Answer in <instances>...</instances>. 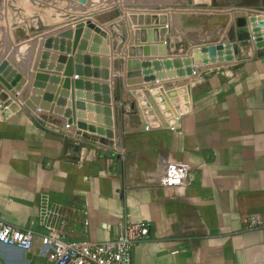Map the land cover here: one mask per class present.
Listing matches in <instances>:
<instances>
[{"label": "crops", "instance_id": "crops-1", "mask_svg": "<svg viewBox=\"0 0 264 264\" xmlns=\"http://www.w3.org/2000/svg\"><path fill=\"white\" fill-rule=\"evenodd\" d=\"M199 2L228 1L0 0V60L7 58L25 80L17 93L0 82V217L36 231L29 249L0 242V264H52L36 221L42 194L63 205L72 238L102 241L127 222H149V237L132 247L133 264H264L263 71L231 75L227 65L240 62L234 58L203 62L194 74L177 75L185 65L177 66L171 57L211 43L191 38L192 29L185 23L181 7ZM85 18L107 33V79L100 78L104 38L99 33L84 25L76 48L73 33L58 36ZM215 19L220 20L210 18ZM164 20L170 27L167 47ZM48 37H52L49 45H41L47 52L45 69L52 70L58 54L65 53L72 57L73 72L67 87L62 85L67 59L61 62L60 79L52 81L54 74L47 73L40 102L50 83L60 102L52 100L51 107L41 108L35 118L24 100L33 86L35 53L40 40ZM82 41L85 44L79 48ZM255 47L251 43L246 52L252 54ZM134 58L144 65L133 68ZM254 63L260 66L259 61ZM76 65L82 67L80 74L75 73ZM143 73L163 78L142 81ZM186 84L189 109L179 114L176 125L142 126L144 114L134 89L144 90L145 97L149 94L162 121L183 107L180 87ZM107 92L111 102L104 104L98 99ZM171 97L177 102L169 101ZM76 101H81L74 108L81 115L78 119L109 128L112 136L79 128L69 120L64 112L71 113ZM109 116L110 125L101 122ZM65 122L70 123L68 128ZM172 159L189 163L187 183L160 182ZM252 213H259L261 221L247 226L245 217Z\"/></svg>", "mask_w": 264, "mask_h": 264}, {"label": "water", "instance_id": "water-1", "mask_svg": "<svg viewBox=\"0 0 264 264\" xmlns=\"http://www.w3.org/2000/svg\"><path fill=\"white\" fill-rule=\"evenodd\" d=\"M234 13L236 14L235 16V29H236V37L239 40H245V39H251L253 38L254 45L256 47H263L264 46V12H253L249 10H235ZM152 17V16H151ZM163 17H167L166 14H163ZM164 25V28L166 30V36L164 38V44L167 47L169 45V31L170 27L166 24V21L162 22ZM86 25L87 28L92 29L99 33L104 39H103V45L100 48V53L103 55L100 57L101 60V73H100V78L102 79H107L109 78V65H110V58L106 55L109 52V45L107 42V33L104 29H102L99 25H97L93 20L89 18H85L82 20H79L74 23V28H66L63 29L58 33V36H70L73 33V41H72V48H76L79 37L82 31L83 26ZM88 31L85 32L84 38H86L88 35ZM143 32V29L141 30ZM235 37H230L228 39H225L223 41H217V42H211L207 44H200V45H194L190 49V53L183 54V55H178V56H173L172 61L177 65L180 66L181 63L185 65V68L182 70L178 71L177 75L183 76V75H192L194 72L197 70L196 66L203 63V62H218V61H231L234 59V41ZM52 40V37L44 38L40 40V46L38 47L36 53H35V58L33 61L32 68L36 70L34 73V81H33V86L29 90L27 94V98L24 100V102L33 110L39 106L40 110L43 111V109H49L52 104V100H56L57 102H60V99L57 97L58 93L54 96L52 95L51 91L54 89L53 84H48L46 87V91L42 97V100L40 102V99L38 96L42 93V85L44 84V81L48 78V72H51L54 75H50V79L53 81H57V79H60L59 77V70H61V62H63L65 59H67V65L66 68L63 71V75H65L63 79L62 85L64 87H67L69 84V75L72 74V69H71V61L72 57L69 56L66 58L65 53H59L57 56V60L59 61L56 63L53 67L52 70L45 69L44 67V59L47 56V52L42 49V46H47L49 45L50 41ZM144 38H141V41H143ZM85 44V41H82L79 44V48H83ZM69 41L66 42V54L70 53L69 50ZM90 50L93 49V45L90 47ZM129 54H136L135 52L129 50ZM131 65L133 68H138L139 66L141 67L144 65V62H142L139 58H134L131 61ZM82 70V67L80 65L75 66V73L80 74ZM172 76V75H170ZM20 74L16 71V69L13 68V65L9 62L7 58H2L0 60V82L7 88L9 89L12 93H17L21 89L24 83V78L20 77ZM163 78V75H159V73H156V75H151L147 73H143L141 79L142 81H150L153 79H161ZM76 85L81 84L80 79L75 80ZM103 87H108L107 82L103 83ZM181 90L183 91L181 95L183 107L177 111L175 109L173 116H171L169 119L165 120H159L157 115H160L159 109L157 105H155L154 101L151 100L149 94L147 97L144 96L145 91L142 90L141 88H136L133 90V93L137 97V103L144 114V122L142 123L143 127H171L176 125L177 118L180 113H183L189 109V95H188V89H189V84H186V87H180ZM185 91H184V90ZM153 92H157V89H153ZM151 90V91H152ZM160 91L168 90L167 88L160 87ZM147 91V90H146ZM171 92L170 90H168ZM149 93H151L149 91ZM88 98H91L89 93H86ZM76 95L80 96L81 91L77 90ZM167 94L165 93V97ZM54 96V99H53ZM101 102L104 104H109L111 102V96L109 92L103 93L100 97ZM176 97H171L169 101L172 102H177ZM149 102L151 106L149 105ZM80 105L81 101H76L71 104V113L69 111H65L64 115L67 116V118L77 127L86 129L87 127L89 129L96 130L97 132L104 134L105 136H112L113 132L109 128H104L98 126L95 128L94 125L87 124L85 121L78 119L80 114H76L74 111L75 106ZM162 107H165L166 105L163 103L161 105ZM96 108H100L99 106H95ZM53 110L55 112H60V108L58 106L53 107ZM105 110L110 111V108L108 106L105 107ZM156 111V112H155ZM104 120V121H103ZM39 124L37 120H35ZM101 122L105 124H111L112 120L111 117H105L101 118ZM69 123V122H68Z\"/></svg>", "mask_w": 264, "mask_h": 264}, {"label": "built area", "instance_id": "built-area-1", "mask_svg": "<svg viewBox=\"0 0 264 264\" xmlns=\"http://www.w3.org/2000/svg\"><path fill=\"white\" fill-rule=\"evenodd\" d=\"M37 107L33 117L40 116ZM38 120V119H37ZM70 123L65 122L68 128ZM189 163L185 160L167 161L160 182L164 185H183L188 182ZM37 224L41 227L40 239L52 264H133L131 250L135 243L149 237L151 227L147 221H131L115 229L113 234L102 241L85 237H69L68 219L63 205L42 194L39 199ZM247 226L260 223L259 213L245 217ZM36 231L30 227L14 225L0 217V242L29 249Z\"/></svg>", "mask_w": 264, "mask_h": 264}, {"label": "rangeland", "instance_id": "rangeland-1", "mask_svg": "<svg viewBox=\"0 0 264 264\" xmlns=\"http://www.w3.org/2000/svg\"><path fill=\"white\" fill-rule=\"evenodd\" d=\"M228 2H199L183 5L181 8L184 14L185 23L188 27L192 29L191 38L198 42H217L219 38L228 39L230 37H235V60L240 61L239 63H230L227 65L229 69L236 72H241L242 76L249 75L250 72L257 70L258 68L263 71L262 73V83L264 92V46L255 47L254 52L248 51L249 45L253 42V39L239 40L236 37L235 29V15L233 20H230L232 14H234V7L238 6H248L249 11L253 12H264V0H227ZM219 17L211 21V17ZM183 23V22H182ZM184 24V23H183ZM232 28L234 30H232ZM233 41V42H234ZM245 50L243 52L242 50ZM17 55L22 56V53ZM253 61V63L246 64L245 61ZM254 61H259L257 66Z\"/></svg>", "mask_w": 264, "mask_h": 264}, {"label": "bare ground", "instance_id": "bare-ground-1", "mask_svg": "<svg viewBox=\"0 0 264 264\" xmlns=\"http://www.w3.org/2000/svg\"><path fill=\"white\" fill-rule=\"evenodd\" d=\"M251 39H253V38H251Z\"/></svg>", "mask_w": 264, "mask_h": 264}]
</instances>
